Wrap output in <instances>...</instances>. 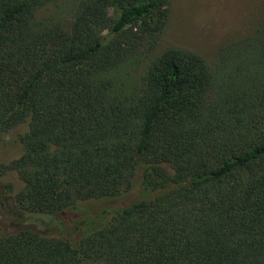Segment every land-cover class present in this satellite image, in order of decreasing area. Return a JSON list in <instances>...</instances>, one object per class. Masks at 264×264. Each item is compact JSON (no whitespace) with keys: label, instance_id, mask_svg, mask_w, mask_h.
<instances>
[{"label":"trees","instance_id":"16d2710c","mask_svg":"<svg viewBox=\"0 0 264 264\" xmlns=\"http://www.w3.org/2000/svg\"><path fill=\"white\" fill-rule=\"evenodd\" d=\"M170 1L0 0V264H264V0L211 63Z\"/></svg>","mask_w":264,"mask_h":264},{"label":"rangeland","instance_id":"374dc122","mask_svg":"<svg viewBox=\"0 0 264 264\" xmlns=\"http://www.w3.org/2000/svg\"><path fill=\"white\" fill-rule=\"evenodd\" d=\"M261 2L262 0H171L156 50L182 48L200 54L211 63L220 46L252 30L259 16ZM49 9H42L41 14ZM23 130L24 126H19L0 134L1 165L19 155L20 148L13 139ZM8 180L13 183L14 190L19 187L14 173L1 175L0 186Z\"/></svg>","mask_w":264,"mask_h":264}]
</instances>
